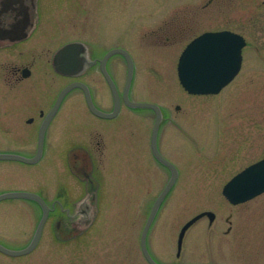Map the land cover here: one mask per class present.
Segmentation results:
<instances>
[{"label":"rangeland","instance_id":"374dc122","mask_svg":"<svg viewBox=\"0 0 264 264\" xmlns=\"http://www.w3.org/2000/svg\"><path fill=\"white\" fill-rule=\"evenodd\" d=\"M187 1L195 0H77L75 9L73 0H41L44 4L36 11V19L42 20V26L28 40V46L36 56L47 45L52 51L76 39L86 41L96 53L123 47L136 62L131 97L165 107L167 118L159 135V148L178 169V177L147 235L149 250L157 262L264 264V192L235 205L221 192L234 173L264 156V3L220 2L218 15L205 19L203 27L184 37ZM75 10L79 14H74ZM222 29L241 34L246 41L240 69L217 94L187 93L176 71L181 49L203 31ZM50 39L51 45L47 41ZM12 54H0V128L10 124L4 120L12 115L6 98L29 95L32 99V87L41 91L45 85L51 88L62 83L51 69L40 70L37 65L28 79H5L15 63ZM116 68V79L122 85L125 70ZM93 74L96 83L91 86L96 99L102 97V106L109 109L111 93L97 72ZM28 84L32 85L30 93ZM74 93L65 103L77 96ZM25 117L14 119L16 128L26 126ZM59 119L61 143L73 141L91 151L100 193L97 211L96 204L92 207L94 223L88 229L82 224L77 232L86 231L70 238L57 227V219L50 217L33 251L16 257L0 252V264H147L139 236L154 199L169 177L149 151L152 121L125 107L116 118L97 119L73 100L62 108ZM54 139L56 136L47 138L49 146L39 163L1 160L0 192L37 188L52 201L56 193L65 190L59 187L60 181L71 186L73 196L67 203L81 201L78 196L86 191L70 173L64 174L68 173L67 162L58 160L59 153L53 152ZM96 141H100L102 152ZM80 151L75 148L71 157L76 152L79 156ZM206 210L214 212V221L209 224L204 216L190 226L177 258L180 228ZM39 217V209L31 202L18 198L0 201V239L16 245L8 248L25 246Z\"/></svg>","mask_w":264,"mask_h":264},{"label":"flooded vegetation","instance_id":"af4514ba","mask_svg":"<svg viewBox=\"0 0 264 264\" xmlns=\"http://www.w3.org/2000/svg\"><path fill=\"white\" fill-rule=\"evenodd\" d=\"M228 1L229 0H223V1L222 0H195L190 3L188 1L184 2V37H187L191 32H193L198 27L200 26L203 27L205 19L209 21L214 15H218L220 11L219 9L222 6L220 5V2L223 4ZM73 2H74V8L76 9L77 0H73ZM263 3H264V0H263ZM43 4H41V0H0V54H4L5 52H12L13 54H12L11 59L15 61V63L11 67L9 66L10 72L8 76H5V79L6 77L7 79L9 77H13V79H15L17 82L18 81L20 82L26 78L28 79V77L32 76L35 70V69L33 70L34 65H37V68H39L40 70L41 69L48 70L47 68H49L56 74V76L59 77V79H62V83H60L59 87L51 86V88H49V85L48 86L45 85L41 91L36 90L35 86L32 87L34 90L31 93L32 99H29V95L17 98V97H13L12 94H11L12 96L6 98L7 104H10L9 108L10 110H12L11 111L12 115L9 116L11 118L7 119V120H10V122H7L6 119L4 120L5 124L7 123H10V124H8L6 128H0V152L16 153V154L24 155L26 157H33L38 147V135H39L40 127L42 126L43 122L47 119L46 120L47 124L44 129V135H43L42 155L36 162L29 163V164L39 163L42 160L44 153L49 146L47 143V138L48 137L54 138L56 136V139L57 138L59 139L57 140L54 139L52 148H53V152L59 153L58 160L61 161V158H62V160L67 162L68 173L65 172L64 174L67 175L70 173L73 177H75V181H78L82 185V190L86 191V192L81 191V193L78 196L79 199L80 200L85 199L88 201L98 200L100 197L99 181L94 175V170H92L94 166V161L91 155V151L85 145L73 144L72 143L73 141L71 142L69 140L68 141L63 140V143H61V137H62L61 135L63 134H62V130L59 129L58 119H59V114L62 108L68 105L72 100L79 101L83 109L88 114L96 117L97 119L103 120V119H108V118L101 117L100 115L92 111V108L90 107L88 101L86 100L84 90L78 86H74L70 88L62 96L60 101L57 103V106H56V102L58 100L59 94L64 88H66L68 85L72 83L80 82L86 86L89 96H90L91 105L96 110L100 112H111L114 109V100L112 96H111L110 108L109 109L104 108L102 106L104 105L102 103L103 101L102 97L98 100L96 99V95L94 94L93 87L91 86V84L93 82L94 84L96 83V77L94 76L93 73L97 72L99 77L104 81L107 88L109 89V85L101 71V61L103 60L104 56L110 50L116 49V48L125 50L132 59L133 71H132L131 81L128 87L129 88L128 89V99L131 101H138V100H134L130 95V90H131V87L134 81V72H135L136 62L132 54L123 47L114 46L109 49H106L105 51H102L101 53H96L94 49L88 43H86V41H82L79 39L63 42L62 44L58 45L52 51H51V47L47 45L46 50L41 51V53L37 54L36 56V54H33V52L35 51L32 52L31 48H29L28 40H30L36 34V32H38L40 25L42 26L41 24L42 20L37 21L36 19V11H39L40 6H43ZM77 12L78 11L75 10L74 14H76ZM44 27H45L44 29H46V26ZM222 30H225V29H222ZM206 31H221V30H206ZM200 34H197L196 36ZM196 36H193L190 40H188L185 43L180 53L183 51V49H185L186 45ZM49 38H52V37H49ZM43 41H46V39H44ZM47 41L49 42L48 44L51 45L52 40L50 39ZM39 42L42 43V41H39ZM69 42H80L81 44L84 45V49H82L81 51V54H83V58H84L81 61H83L84 65H82L83 69L82 70L80 69V71L78 72L74 69L76 65L71 64L70 67L66 68V70L69 71V73L63 74L55 70L53 66V57H54L55 52L60 47H62L63 45ZM245 44H246V41H245ZM29 55H31V58L27 61V58ZM41 57H42V60H41ZM87 60L90 61L91 64L88 65L85 62ZM116 67H120L121 69L119 70H122V69L123 71L125 70L122 85H120L116 79V72L118 71ZM104 68L109 74L110 78L112 79L114 85L116 86V89L119 95L120 104L118 107V113L114 117H112V119L118 117L122 108L125 107L128 110L137 111L138 115H142L144 120H148V119L151 120L152 122H151V129H150V134H149V145H148L150 154L156 163L164 167L169 172L167 167H165L162 163L158 162L152 155L151 130H152V127L155 121V112L151 108H134V107L127 106L122 98V93H123V90L126 84V79H127L126 58L120 53H113L105 60ZM37 83L38 82H36V84ZM31 86L30 84L26 86V89L28 90L29 93L32 89V88H29ZM20 92L22 93V90H20ZM74 92H77V93H74ZM70 93H74V95L76 94L77 96H75L74 99H71V101H68L65 103V100ZM79 94L81 95L82 98L80 97ZM9 100H12V102L13 100L17 101V103H14V102L9 103ZM157 105L160 108L161 120L158 125V129L156 133V146L160 154L165 159L169 160L164 154H162L159 148V135L161 132V128H163L166 118H167L165 107L160 104H157ZM175 109H176V106H175ZM142 111H148L149 113H142ZM50 113L51 115L49 116ZM149 114H151V116ZM24 115L26 116L24 118V122L26 126L24 128H16L15 124L17 121L15 120L16 121L15 122L14 119H17L18 117H21ZM68 118H71V115ZM53 124L55 126L52 127ZM50 130H51V133H50ZM96 144L98 145L97 148L99 149V152H102V149H100L101 146L99 147L100 141H96ZM75 148L81 149L80 155L78 156L76 152L75 154H73V158H72L71 154ZM62 150L65 151V155L63 152V155L61 157ZM75 169H77V171ZM58 185L60 188L64 187L65 190L62 189L61 191L60 189L61 192L56 193V196L53 198L52 201L48 200L47 195L42 191V189L36 188V189H31L29 191V192H33L39 195L47 203V205L50 207V210L48 212V219L50 217L57 219V227L60 225V223L64 222L66 217H70V220L72 219L71 217L73 215V212L76 206L75 202L71 204L67 203V201H69V199H71L73 196V193L71 192V189H70L71 186L66 187L65 184L60 181ZM24 191H28V190H24ZM21 200H26L28 202L33 203L40 211L41 208L36 201L32 199H21ZM72 227L73 226H69L68 230ZM0 242L4 244L5 246H16V245L8 244L2 239H0ZM17 247H23V246H17ZM176 254L177 253H175V256L177 258L180 257V255L178 256ZM151 255L153 256L152 253ZM153 257L155 258V256ZM162 264H165V263L162 262Z\"/></svg>","mask_w":264,"mask_h":264},{"label":"water","instance_id":"95a60500","mask_svg":"<svg viewBox=\"0 0 264 264\" xmlns=\"http://www.w3.org/2000/svg\"><path fill=\"white\" fill-rule=\"evenodd\" d=\"M244 39L236 33L231 31H218V32H205L200 36L192 40L188 46L183 51L179 65H178V77L182 86L192 94H209L217 93L224 85H226L238 72L241 62V49L244 46ZM84 45L80 42H69L62 47H60L54 54L53 57V66L56 71L68 74L69 71L66 68L70 67L71 64L76 65L74 69L80 71L83 69V54H81ZM113 53L122 54L127 61V79L126 84L122 93V98L126 105L130 107H145L151 108L155 112V121L152 127L151 132V150L153 156L162 164H164L170 171V176L166 184L164 185L161 192L155 198L153 204L150 207L149 213L145 220V223L142 227L139 243L142 255L149 264H159L157 263L150 255L147 244L146 237L151 226V223L161 205L167 193L171 190L174 185L178 172L176 167L168 160L163 158L159 153L156 146V133L158 125L161 120V112L159 107L150 102H135L128 99V87L132 77L133 64L130 55L123 49L116 48L110 50L101 61V71L109 85V89L114 100V109L111 112H100L96 110L90 101V96L86 86L80 82H75L68 85L64 88L58 96L57 103L60 101L62 96L72 87L78 86L84 90L86 100L88 101L92 111L101 117L112 118L118 113L119 107V95L114 85L112 79L104 68L105 60ZM88 65L91 64L90 61H85ZM203 64L211 63L213 66V71L205 74H198L195 77H190L186 72V68L189 64ZM77 72V73H78ZM55 108V107H54ZM51 113L49 114V116ZM48 116V117H49ZM47 117V118H48ZM47 120V119H46ZM44 121L40 127L38 135V147L35 155L33 157H26L24 155L16 153H5L0 152V160H15L24 163H34L36 162L42 154V143L44 129L46 127L47 121ZM264 191V158L260 161L246 167L244 170L235 175L231 180H229L222 189L223 195L233 204L246 201L257 194ZM13 198H25L32 199L36 201L41 207V216L33 233V236L29 243L19 249H12L4 246L0 243V252L7 256H22L30 253L37 245L44 224L48 217V212L50 207L47 203L37 194L28 191H8L0 193V201L4 199H13ZM92 203L93 201H88L83 199L79 201L76 205L75 214L72 216L74 220L69 226H73L68 230V233H73L79 229H82V226L88 225L93 220L94 214L92 212ZM91 205V206H90ZM78 216V217H77ZM207 216L209 223L214 219V213L206 210L202 211L188 221H186L181 227L178 238H177V255H179L182 240L186 230L199 218ZM84 224V225H82ZM69 228V227H68ZM85 229V228H83ZM80 232V231H78ZM77 232V233H78ZM193 264H203V263H193Z\"/></svg>","mask_w":264,"mask_h":264},{"label":"snow or ice","instance_id":"6c2138e0","mask_svg":"<svg viewBox=\"0 0 264 264\" xmlns=\"http://www.w3.org/2000/svg\"><path fill=\"white\" fill-rule=\"evenodd\" d=\"M213 71L211 63L195 64L191 63L187 66L186 72L190 77H195L198 74L210 73Z\"/></svg>","mask_w":264,"mask_h":264}]
</instances>
